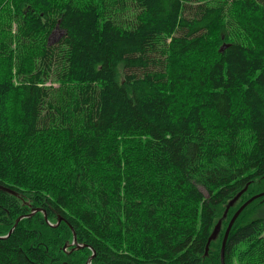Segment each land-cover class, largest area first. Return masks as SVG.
Returning <instances> with one entry per match:
<instances>
[{"label": "trees", "instance_id": "1", "mask_svg": "<svg viewBox=\"0 0 264 264\" xmlns=\"http://www.w3.org/2000/svg\"><path fill=\"white\" fill-rule=\"evenodd\" d=\"M0 186V264H221L264 192V0H0ZM263 214L224 264H264Z\"/></svg>", "mask_w": 264, "mask_h": 264}, {"label": "water", "instance_id": "2", "mask_svg": "<svg viewBox=\"0 0 264 264\" xmlns=\"http://www.w3.org/2000/svg\"><path fill=\"white\" fill-rule=\"evenodd\" d=\"M0 190L4 191V192H6V193H9V194H11V195H14V196H17V195H18L14 190L9 189L8 187L0 186ZM241 194H242V193H239L238 195H236L233 199H231V200L227 203V205H226V207H225V210H224V212H223V215H222V219L226 217L227 212L229 211V209H230L231 207H233V206L237 203V201H238V199H239V197H240ZM263 196H264V192L259 193V194L255 195V196L251 197L248 201H246L245 203H243V204L237 209V211L233 214V216L231 217V219H230V221H229V223H228V225H227V227H226V230H225V233H224V236H223L222 242H221V248H220V262H221V264H224V248H225V245H226V241H227V238H228L229 232H230L231 227H232L233 223L235 222L236 218H237V217L239 216V214L243 211V209H244L245 207H247L251 202H253L254 200H256V199H258V198H261V197H263ZM35 211H41V210H40V209H36ZM22 218H23V217H19V218L16 220L14 227L10 230V232L8 233V235H7L6 237H4V238H7V237L12 233L13 229L15 228V226L18 224V222H19ZM44 218L47 219L45 212H44ZM222 219H219L218 222H217V224L214 226V228H213V230H212V232H211V234H210V236H209V238H208V240H207L205 253H207L208 248H209V244L211 243V241H213V240H215V239L217 238L218 233H219L220 228H221ZM60 221H61V219L58 218V221H57V223H56L54 226L58 225ZM74 242H75V241H74ZM79 247H80V246H79ZM90 259H91V258H90ZM90 259H89V260H90ZM89 260H88V261H89Z\"/></svg>", "mask_w": 264, "mask_h": 264}, {"label": "rangeland", "instance_id": "3", "mask_svg": "<svg viewBox=\"0 0 264 264\" xmlns=\"http://www.w3.org/2000/svg\"><path fill=\"white\" fill-rule=\"evenodd\" d=\"M61 35H62V32L60 31V30H58V29H56V30H54V32L52 33V35H51V37H50V39H49V42L50 43H54V42H56L60 37H61ZM49 84V83H48ZM47 84V85H48ZM264 215V214H263Z\"/></svg>", "mask_w": 264, "mask_h": 264}]
</instances>
